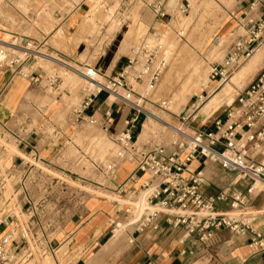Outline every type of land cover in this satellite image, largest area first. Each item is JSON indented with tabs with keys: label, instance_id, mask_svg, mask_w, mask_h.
Instances as JSON below:
<instances>
[{
	"label": "rangeland",
	"instance_id": "374dc122",
	"mask_svg": "<svg viewBox=\"0 0 264 264\" xmlns=\"http://www.w3.org/2000/svg\"><path fill=\"white\" fill-rule=\"evenodd\" d=\"M211 1L215 6L207 7ZM251 2L253 0H195L190 3L191 11L186 17L177 14L168 26L158 25L156 29L150 30L151 24L142 14L145 8L143 2L139 1L140 8L137 11L125 13L120 10L119 1L114 0L111 5L106 0H91L86 12H79L80 24L76 30L65 31L60 29L62 22L65 16L72 14L78 4L77 0H0V28L13 36L8 37L12 42L10 44L16 41V37L27 36L46 45L40 48L41 54L34 55L38 62L36 68L47 72L36 100L40 108H45L44 114L49 115L48 119L51 121L42 117L43 112L39 110L42 114L41 121H35L34 124L37 127L44 125L56 135L54 152L47 150L24 156L17 147L20 138L0 126V177H4L6 182L0 195V210L12 211V217L17 216L23 224H33L32 228L37 234L34 233L36 236L31 242L29 264H80L82 260L91 262L94 251L84 255L83 245L70 243L67 238L77 227L83 225L82 221L77 222L78 211L82 208L80 203L90 198L87 204L89 207L94 200L95 191L100 192L97 195L103 196L101 198H104L105 204L110 203L108 206L112 212V215H108L102 243L115 241L127 247L129 232L134 231V228H124L127 223L126 216L119 213L126 201L105 188L108 183L94 165L100 164L103 167L113 161L117 151L113 141L116 135L112 132L114 128L107 125L106 130L105 119H99L95 125L77 121L75 112L81 109L84 97L90 92L97 93L96 90L108 89L109 80L104 77L105 72L96 68L102 79L100 84H91L78 76L72 68L76 65L85 72V65L95 68L94 63L103 56H129L131 49L139 45L149 33L158 32L163 35L162 43L166 48L169 65L154 91L138 87L139 93L147 98L142 102L144 115L141 117L139 136L143 126L144 130L139 142L145 146L158 145L170 151L175 150L182 142L181 131L193 134L196 130H204L226 108H236V103L233 102L238 94L260 73L262 67L250 76L248 72L257 59L253 57L259 51L264 53V40L262 48L260 46L255 55L234 71L227 82L211 80L212 66L222 64L230 50L244 36L245 30L241 22ZM200 6L204 7L199 8ZM149 16L152 21L154 16ZM182 19L192 21L186 30L179 26ZM217 21L220 23L215 25ZM0 32L2 33L1 30ZM180 32H183V37L179 36ZM168 38L173 45H166L165 40ZM16 42L25 47L22 40ZM7 48L9 57L26 58L22 49H15L12 45ZM50 59L66 63L71 70L64 68L63 63L53 64ZM176 61H191V68L178 70L163 88L166 73ZM196 70L206 71L207 80L196 78L197 83L190 82L189 77ZM243 72L248 73L247 80L237 83L236 80ZM50 78H59L56 87L49 85ZM228 85L231 87V94L220 105L215 97ZM185 86L188 90L184 103L177 106V101L172 105ZM239 89L241 90L238 93ZM99 95L108 104H113L112 107L118 108L114 97L109 93L102 92ZM207 105L214 106L213 115L202 113ZM37 114L38 112L34 115ZM116 127H119V123ZM17 156L23 157L27 164L19 172L21 178H16L15 173L6 172ZM226 178L229 179L225 175L223 180ZM232 189L247 197V209L241 212L227 207L223 211L243 221L256 218L254 225L259 226L264 221V184L254 186L250 194L242 184ZM72 199L76 204L74 206L69 203ZM8 201L10 204H7ZM113 222L122 224L118 232H113ZM71 226L74 227L69 229ZM76 234L75 232L73 237ZM252 239V234L241 237L229 229H221L211 243L207 246L198 243L192 250L193 254L184 258L191 259L196 264H218L236 246L246 240L249 245ZM121 253L120 250L118 256ZM252 264H264V258Z\"/></svg>",
	"mask_w": 264,
	"mask_h": 264
},
{
	"label": "built area",
	"instance_id": "2783aa9c",
	"mask_svg": "<svg viewBox=\"0 0 264 264\" xmlns=\"http://www.w3.org/2000/svg\"><path fill=\"white\" fill-rule=\"evenodd\" d=\"M119 1H122L121 8L126 10L124 4L129 7L135 0ZM170 1L153 0L145 3L155 13L161 26L171 24L177 14L186 17L190 13L188 0H179L174 8L170 6ZM244 15L241 25L245 34L222 64L212 66V81L220 79L227 82L233 72L262 45L264 0H253ZM179 36L183 37V33L180 32ZM19 39L25 43V47L17 44ZM162 40L163 35L160 33H149L139 45L131 49L123 72L107 78L108 89L90 92L85 96L81 109L75 111L77 121L97 124V120L84 113L97 95L106 92L114 97L115 104L132 112L125 129L113 138L117 147L113 161L103 167L94 164L95 168L108 183L105 188L126 201L119 210L120 214L126 216L124 228H134L135 233L145 235L159 231L163 221L168 227L183 232V244L191 241V247L185 248L181 252L182 256L193 254L192 250L198 243L207 246L221 229H229L241 237L252 234L249 248L253 254L264 258V221L255 226L256 218L243 221L220 210L226 206L243 212L247 209V197L238 191L229 190L208 195L205 190V169H191L194 161L203 158L205 165H217L229 177L231 187L242 184L250 194L257 183L264 184V68L238 94L233 102L236 108H226L223 114L213 120L211 131L200 129L193 134L181 131L182 142L172 151L158 145L145 146L139 142V128L144 115L142 102L147 98L139 93L138 87L147 84L149 90L154 91L167 69L169 60ZM16 41L12 47L25 51L26 58H11L7 48L0 46V69H8L13 75L29 79L32 84L40 86L44 79L32 76L22 66L30 59L36 60L34 55L39 54L44 45L27 36L16 37ZM86 70L88 79L94 80L96 73L100 75L96 68L87 67ZM58 79H48L49 85L56 87ZM109 124L110 120H107L104 124L106 130ZM125 165L133 169L122 183L116 184L117 174ZM3 178L0 177V195L6 184ZM142 178L145 179L140 183ZM112 183L113 187L110 186ZM7 204H10L9 201ZM11 212L0 210V264H29L31 242L37 233L32 228L33 224L21 223L17 216L12 217ZM113 225L115 231L122 228L120 222H113Z\"/></svg>",
	"mask_w": 264,
	"mask_h": 264
},
{
	"label": "crops",
	"instance_id": "0c3cea01",
	"mask_svg": "<svg viewBox=\"0 0 264 264\" xmlns=\"http://www.w3.org/2000/svg\"><path fill=\"white\" fill-rule=\"evenodd\" d=\"M77 1L78 4H76L72 14L65 16L60 29H64L65 31H75L80 24L79 12L81 10L86 12L89 7L88 3H90L91 0ZM129 1L130 0H128V2ZM139 1L143 2L145 6L142 10V14L146 21L150 22V30L156 29L155 27L159 25L156 15L145 5L146 2H152L153 0H135L129 5V7L124 4L127 8L126 10L125 8H120V10L125 13L137 11L140 8ZM188 1L192 4V1L194 2L195 0ZM113 2L114 0H106L107 4L112 5ZM119 2L122 3V1ZM170 6L172 7L175 5H171L170 2ZM149 15L154 16L152 21ZM0 30L2 31V33L0 32V39L8 44L12 43L8 38L13 37L11 33H8L1 28ZM39 44L42 43L40 42ZM45 46L46 45H44V47ZM262 46L260 48H262ZM262 50H264V48ZM47 54L52 55L49 53ZM127 57L128 56L126 55H119L113 58L103 56L94 63V67L99 68L100 72H105L103 75L107 79L123 72L127 65ZM253 58L262 59L260 65L254 63L252 66L251 71L256 73L260 67H262L260 71L264 68V53L262 54L261 51H259ZM50 62L60 65L57 60L50 59ZM37 64L38 62H36V60L30 59L23 63L22 67L24 70L29 71L32 76H39L44 79V74L46 75L47 72L40 68H36ZM85 67L91 66L85 65ZM99 77L102 79L100 75ZM41 87L42 84L40 86L34 85L29 79L13 75L8 69H0V126L20 138L17 147L19 152L24 156H32L35 154L34 152L40 153L41 151L47 150L54 152L56 149V135L48 131L44 125L37 127L34 124L35 121H41V112H43L42 117L45 119H48L49 116L44 114L45 111L43 110H45V108H40L36 100V95ZM112 106L113 104H108V101H104L101 95H97L94 98L92 105L85 111L84 115L93 117L97 122H99V119L110 120L109 126L111 129L114 128L112 132L117 135L125 129L129 118L132 116V112L124 106L118 105L117 109ZM39 110L41 112H39ZM36 112H38L37 116L34 115ZM47 121H51V119H48ZM118 123L119 127H116ZM212 129L213 127L211 123L203 131H211ZM143 130L139 136V140L143 134ZM10 165L11 166L6 169V172L10 174L15 173L16 178H21L19 172L27 166L24 158L17 156L11 161ZM202 168L205 169L206 173L207 186L205 190L208 195H213L222 190H229L230 192L237 191L236 189H232L233 187L228 183L227 178L226 180H223V177H225L226 174L223 173L217 165H208V163L205 165L203 163V158L197 159L191 165V169L194 171H199ZM16 169H18V171ZM132 169V166L125 165L117 174L115 183H122ZM144 179L145 178H142L140 183L143 182ZM140 183L137 187H139ZM113 185L114 183L110 186L113 187ZM95 193L96 194L93 195L94 200L89 207L87 204L90 198L85 200L82 199L83 202L80 203L82 208L78 211L79 216L77 222L80 220L83 225L77 227L67 238V240H70V243L83 245L85 250L84 255L94 251L91 257V262L87 263L82 260L79 262L80 264H196L192 262L193 260L186 259L184 258L185 256L181 255V252L185 248L191 247V241L183 244V232L168 227L163 221L161 222L160 230L157 232H149L145 235H139L138 233H135V231L129 232L130 239L127 247H125L124 244L120 245L115 241H106L105 243H102L103 232H105L104 228L108 220V215H112V212L111 207L108 206L110 203L107 202V204H105L104 198H101L103 196L97 195V193L100 192L95 191ZM69 203L71 206H74L75 204L73 199ZM227 209L226 206H222L220 210ZM73 227L74 226H71L69 229H72ZM68 232L69 230L67 233ZM75 232L77 234L73 237ZM247 242L248 241L246 240V242L244 241L236 246L229 254L224 258H221L218 261V264H252L263 258L261 255L253 254L249 245L246 244ZM120 250L122 253L118 256Z\"/></svg>",
	"mask_w": 264,
	"mask_h": 264
},
{
	"label": "bare ground",
	"instance_id": "6f19581e",
	"mask_svg": "<svg viewBox=\"0 0 264 264\" xmlns=\"http://www.w3.org/2000/svg\"><path fill=\"white\" fill-rule=\"evenodd\" d=\"M171 2V5H176L177 4V0H171L170 1ZM212 3H210V4H208V6L207 7H210V8H212L211 7V5L212 6H215V3H213V1H211ZM191 7H192V5H190ZM228 6V5H227ZM175 6H172V8H174ZM201 7H204V6H200L199 8H201ZM205 10V9H204ZM190 11H191V9H190ZM206 11V10H205ZM221 11V10H220ZM109 13V12H108ZM180 27H182L183 29H188L189 28V26L192 24V21L191 20H189V19H182L180 22ZM220 23V21L218 22H216L215 23V25H218V24ZM178 24V23H177ZM216 27V26H215ZM214 30V29H213ZM183 33V32H182ZM203 34H205V33H203ZM207 34V33H206ZM208 36V35H207ZM210 36V35H209ZM191 37V36H190ZM201 37V36H200ZM206 37V36H205ZM207 38V37H206ZM191 39H192V37H191ZM165 42H166V45H169V44H171L170 42H171V40L168 38L167 40H165ZM198 42V41H197ZM14 44V43H13ZM177 45H178V43H176ZM196 43H194V45H195ZM198 44V43H197ZM224 44V43H223ZM10 45H12V44H8V43H6V42H4V41H2L1 39H0V46H4V47H8V46H10ZM171 45H173V44H171ZM15 48V47H14ZM198 48V47H197ZM8 49V48H7ZM16 49V48H15ZM214 53H215V51H214ZM257 53V52H256ZM255 53V54H256ZM39 54H41V52L39 53ZM47 54V53H46ZM183 55V54H182ZM190 56H191V54H190ZM183 58L185 59V55L183 56ZM190 58V57H189ZM187 59H188V56H187ZM261 58H257L255 61H254V63L255 64H261ZM58 62H60V61H58ZM191 61H189V62H181V61H176V62H174L171 66H170V68L168 69V71H167V73H166V78H165V80H164V85H163V88L165 87V86H167V84H168V82L170 81V79L173 77V75H174V73H177V71L179 70V71H181V68L182 69H188V68H191V63H190ZM60 63H63V65H64V68H67V69H69V70H71V68L70 67H68V66H66L67 64L66 63H64V62H60ZM253 63V64H254ZM62 65V66H63ZM73 70H75L76 71V73H78V76H80L81 78H83V79H86L88 82H90L91 84H100V77H99V75H98V73H96L95 75H94V80H91V79H88V77H86V75H87V71H85V72H82L80 69H78V67H74V68H72ZM249 76H250V74H253V72L251 71V68H250V70H249ZM248 73L247 72H243V73H239L240 75H239V77H238V79L236 80V82L237 83H240V82H243V81H245V80H247V77H248ZM176 75V74H175ZM97 76V77H96ZM190 82H194V83H197V79L196 78H199V79H205V80H207V77H206V71L205 72H203L202 70H196V71H194L191 75H190ZM189 85V84H188ZM187 85V86H188ZM146 86V87H145ZM145 86L144 85H142L141 86V89L143 90H145V89H147L148 88V85L147 84H145ZM187 86H185L184 88H183V91L176 97V99L175 100H173V102H172V105L174 104V103H176L177 101V106H178V104L180 105V104H182V103H184V101H185V99H186V96H185V93H186V91L188 90L187 89ZM191 87V86H190ZM199 86H197V88H198ZM163 88H162V90H163ZM190 89V88H189ZM242 89V88H241ZM241 89H239L238 90V93H239V91L241 90ZM94 90H96V89H94ZM103 90V89H102ZM104 90H107V89H104ZM141 90V91H142ZM96 91H98V90H96ZM169 91V90H168ZM178 93V92H177ZM230 94H231V87L228 85L227 87H225L224 89H223V91L220 93L219 92V95L217 94V97H215L216 98V101H217V103H219L220 105H221V103H223V102H225V100H227L228 99V97L230 96ZM173 97V96H172ZM175 97V96H174ZM202 113L203 114H205V115H213L214 114V106L212 107L211 105H207L204 109H203V111H202ZM208 117V116H207ZM167 128V127H166ZM167 129H169V128H167ZM175 130H177V131H181V129H178V128H174ZM258 184H263V183H257L256 185H258ZM64 256V255H63ZM48 263V262H47Z\"/></svg>",
	"mask_w": 264,
	"mask_h": 264
}]
</instances>
